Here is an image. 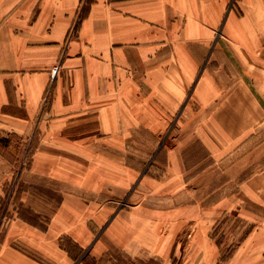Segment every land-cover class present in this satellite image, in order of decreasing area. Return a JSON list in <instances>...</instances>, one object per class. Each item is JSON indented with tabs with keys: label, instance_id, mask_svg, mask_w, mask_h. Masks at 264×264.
I'll return each mask as SVG.
<instances>
[{
	"label": "crops",
	"instance_id": "0c3cea01",
	"mask_svg": "<svg viewBox=\"0 0 264 264\" xmlns=\"http://www.w3.org/2000/svg\"><path fill=\"white\" fill-rule=\"evenodd\" d=\"M263 125L264 0H0V135L32 148L30 176L64 188L57 204L30 195L46 223L0 211V264H87L111 245L161 264H264V231L227 255L211 236L234 198L264 208V168L224 201L215 170ZM136 133L165 134L163 206L117 209L144 176L127 157ZM263 157L264 142L224 183ZM12 174L0 154V200Z\"/></svg>",
	"mask_w": 264,
	"mask_h": 264
},
{
	"label": "rangeland",
	"instance_id": "374dc122",
	"mask_svg": "<svg viewBox=\"0 0 264 264\" xmlns=\"http://www.w3.org/2000/svg\"><path fill=\"white\" fill-rule=\"evenodd\" d=\"M0 154L6 156L12 163L13 174L10 180L2 183V190L4 196L0 200V211L2 216H6L9 219L15 216H22L32 222L46 223L49 219L47 215L41 216L33 213L28 205H34L36 203L33 196L36 194L42 195L44 198L50 200L52 203H59L62 199L63 186L59 183L52 181H45L37 179L35 176H30V161L32 148L28 145L25 149L21 144V139L16 134L0 135ZM165 134L152 136L146 133H136L133 135V141L131 148L128 150L129 160L139 163V173L144 176L141 177V182H137L134 185L133 196L123 197L117 199L113 205L118 208H128L132 205H151V206H163L162 201L164 198L152 193L153 180L160 181L164 177V166L154 164V153L157 151L160 143L162 142ZM135 138V139H134ZM264 142V125L257 131L245 144L236 149L233 153L229 154L223 159L216 167V172L219 174L218 185H221L218 199L221 201L229 200L226 197L232 193H240V188L243 179L248 175L258 172L264 168V157L260 161L259 165H253L247 167L245 173L243 172L236 180L224 183L225 171L229 168L234 161L240 159L247 154L254 147L259 146ZM135 143L137 145H135ZM154 146V149H153ZM163 148V147H162ZM160 152V151H159ZM254 152V151H253ZM201 155H206L205 150L201 151ZM163 157V154L159 156ZM209 158V157H208ZM153 166V167H152ZM158 167V168H157ZM146 169V170H145ZM197 173H205L207 167H196ZM24 174V178L22 175ZM216 174V173H215ZM28 175L27 177H25ZM149 180V183L143 181ZM39 182H36L38 181ZM201 183V181H200ZM30 195H33L30 197ZM26 197H30L26 199ZM33 200V201H32ZM94 200L99 203L100 198L89 197L84 201ZM215 200V198H214ZM231 200V198H230ZM232 203L234 208L230 211H225L217 215L214 220L211 236L214 240L218 241L223 247L225 255L233 252L239 244L252 232L261 233L264 231V208L249 200H245L242 197L233 199ZM224 205H227L226 202ZM8 207L12 210L8 214L5 211ZM7 219V220H9ZM106 226L103 228L105 229ZM103 229H98L95 235L103 232ZM258 229V230H255ZM95 240L93 241V246ZM71 244L69 245V247ZM70 249V248H69ZM71 250V249H70ZM72 251V250H71ZM85 252L79 247H75L74 254L79 259ZM223 253V254H224ZM225 257V256H224ZM87 264H161L159 257L150 251L143 250L139 256H128L121 252V250L115 245H111L109 250L103 254L99 260L90 256L86 258Z\"/></svg>",
	"mask_w": 264,
	"mask_h": 264
},
{
	"label": "built area",
	"instance_id": "2783aa9c",
	"mask_svg": "<svg viewBox=\"0 0 264 264\" xmlns=\"http://www.w3.org/2000/svg\"><path fill=\"white\" fill-rule=\"evenodd\" d=\"M59 70H60V66H56V67H54V68L52 69V71H51V77H52L53 79L57 76Z\"/></svg>",
	"mask_w": 264,
	"mask_h": 264
}]
</instances>
